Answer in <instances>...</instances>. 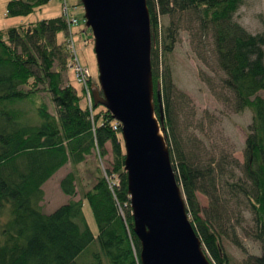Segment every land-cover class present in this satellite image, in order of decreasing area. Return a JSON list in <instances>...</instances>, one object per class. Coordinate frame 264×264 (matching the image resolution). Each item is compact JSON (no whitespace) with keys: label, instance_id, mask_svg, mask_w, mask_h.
I'll return each instance as SVG.
<instances>
[{"label":"trees","instance_id":"1","mask_svg":"<svg viewBox=\"0 0 264 264\" xmlns=\"http://www.w3.org/2000/svg\"><path fill=\"white\" fill-rule=\"evenodd\" d=\"M50 1L9 0L7 14L28 16ZM63 1L62 15L0 29V264H78L95 241L99 245V252L91 254L95 264H103L102 259L108 264H141L121 127L106 107L86 103L87 84L92 94L101 92L99 80L91 73L86 85L77 78L83 84L81 93L66 79L65 72L74 67L69 45L74 34L67 20L70 6ZM243 1L147 0L155 112L159 120L163 115L160 126L187 213L212 264H230L220 235L201 216L197 196L198 191L212 195L213 169L197 167L185 153L173 118L177 91L166 58L178 41L179 29L172 18L184 11L195 12L201 30L211 33L226 75L224 84L235 96L237 109L253 113L243 163L246 186H250L242 189L255 213L256 237L264 241V33H250L233 19ZM77 4L83 5L81 0ZM162 16L170 22L162 24ZM80 22L85 23L84 31H91L84 17ZM62 32L64 39L59 40ZM44 84L56 114L40 103L32 115L21 103L35 99ZM108 143L113 159L103 172L97 168L92 187L80 200L71 199L53 213H45L46 181L65 164L84 162L93 151L106 156ZM76 180L73 172L62 179L66 195L75 197ZM85 201L92 209L96 234L86 220ZM242 264H264V254L249 256Z\"/></svg>","mask_w":264,"mask_h":264},{"label":"rangeland","instance_id":"2","mask_svg":"<svg viewBox=\"0 0 264 264\" xmlns=\"http://www.w3.org/2000/svg\"><path fill=\"white\" fill-rule=\"evenodd\" d=\"M77 1L67 0V3L70 6V17H77L81 21L85 9ZM8 2L9 0H0V29L62 15L64 3L63 0H51L28 16L13 17L7 14ZM172 19L179 29L178 41L174 50L167 55L166 61L171 68L177 91L173 98L176 130L188 160L197 167L213 169L214 181L209 187L212 195L208 196L201 191L197 193L202 207L201 216L208 219L220 235L230 264H242L249 256L264 254V241L256 237L255 213L242 189L243 186H250H246L249 183L244 176L243 163L253 113L250 109H237L235 96L224 84L226 75L219 66L211 33L201 30L198 15L192 11H184ZM233 19L250 33H264V0H244ZM80 21L71 26L76 53L82 66L98 80L93 33L90 30L84 31L85 23ZM161 22L168 24L170 18L162 16ZM58 39H64L63 32L58 34ZM65 73L66 79L81 93L83 84L77 80L74 67ZM45 86H40L35 99L21 103L32 115L36 113L40 103H45L48 111L56 114L57 108ZM87 86L91 97H86L85 101L90 106L93 96L90 84ZM155 116L159 120L156 112ZM160 134L164 137L161 126ZM106 147V156L101 157L97 150L93 151L84 162L78 165L69 162L46 181L42 202L45 213H53L71 199L80 200L83 197L96 181L97 168L103 172L113 159L111 145L108 143ZM70 172L77 179L75 197L66 195L61 189L62 179ZM84 214L96 234L97 224L88 201L84 203ZM94 251L99 252L97 241L90 245L89 252L79 258L78 264H95L91 255ZM102 262L108 264L105 259Z\"/></svg>","mask_w":264,"mask_h":264},{"label":"water","instance_id":"3","mask_svg":"<svg viewBox=\"0 0 264 264\" xmlns=\"http://www.w3.org/2000/svg\"><path fill=\"white\" fill-rule=\"evenodd\" d=\"M81 2L98 63L101 92H93L94 103L121 125L141 264H212L189 219L155 116L147 0Z\"/></svg>","mask_w":264,"mask_h":264},{"label":"built area","instance_id":"4","mask_svg":"<svg viewBox=\"0 0 264 264\" xmlns=\"http://www.w3.org/2000/svg\"><path fill=\"white\" fill-rule=\"evenodd\" d=\"M65 6L63 8V12L67 15L68 9ZM67 20H68L69 30H71V26H73V24H76L78 22V19L69 17V14L67 16ZM69 45H70V48H71V51L73 54V62H74L73 66L75 68L77 78L80 82H82L86 85L90 73H89L88 69L83 67L82 64L80 63L79 58H78L77 53H76L74 42L72 39H71V42L69 43ZM88 97H91V96L89 95ZM91 102H92V98L90 99V104H91Z\"/></svg>","mask_w":264,"mask_h":264},{"label":"bare ground","instance_id":"5","mask_svg":"<svg viewBox=\"0 0 264 264\" xmlns=\"http://www.w3.org/2000/svg\"><path fill=\"white\" fill-rule=\"evenodd\" d=\"M92 96H93V94H92ZM92 101L94 102V97H93V99H92ZM117 121V120H116ZM118 122V121H117ZM119 123V122H118ZM119 126L121 127V125H120V123H119ZM180 185V184H179ZM181 187V186H180ZM182 189V188H181ZM190 219V218H189Z\"/></svg>","mask_w":264,"mask_h":264}]
</instances>
